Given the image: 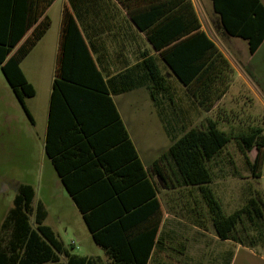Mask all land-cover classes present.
Here are the masks:
<instances>
[{
	"label": "trees",
	"instance_id": "obj_1",
	"mask_svg": "<svg viewBox=\"0 0 264 264\" xmlns=\"http://www.w3.org/2000/svg\"><path fill=\"white\" fill-rule=\"evenodd\" d=\"M54 1L0 0V68L32 122L26 99L36 95V88L21 63L51 27L47 10ZM118 1L160 54L143 51L136 64L110 74L100 66L95 41L86 33V25L99 21L91 12L93 4L69 0L62 13L45 142L47 156L107 261L71 252L45 223L44 203L34 204L35 188L21 183L0 226V264H152L169 247L161 227L160 193L175 187L187 191L185 205L195 225H202L196 190L218 237L248 247L264 242V190L248 193L244 203L228 213L213 188L216 169L229 163L237 170L234 160L227 157L232 139L251 174L263 176L264 126L248 123L234 134L221 127L227 119L220 109L215 117L206 116L197 124L182 120L181 133H168L171 145L151 163V171L161 181L158 185L143 166L113 99L143 87L157 105L160 97L169 99L180 116L162 59L165 69L174 72L199 108L208 112L227 91L233 67L201 29L191 0ZM211 2L224 32L247 41L254 54L264 42L263 0ZM110 122L121 127L124 144L134 152V173L127 181L119 180L124 169L117 168L109 137L100 132ZM253 149L254 160L248 154Z\"/></svg>",
	"mask_w": 264,
	"mask_h": 264
},
{
	"label": "rangeland",
	"instance_id": "obj_2",
	"mask_svg": "<svg viewBox=\"0 0 264 264\" xmlns=\"http://www.w3.org/2000/svg\"><path fill=\"white\" fill-rule=\"evenodd\" d=\"M196 4L206 29L217 39L212 32L216 26L211 0H196ZM62 6L63 0H58L51 10L52 32L59 30ZM237 40V50L231 57L246 81L239 78L232 92L220 100L212 111H195L181 85L171 82L175 106H184L186 117L194 118L199 123L205 121L206 116L215 117L219 109L223 110L227 121L221 127L232 130L234 134L241 125L248 123L264 126V42L255 54H251L247 42L241 38ZM23 67L28 76L36 81L38 68L34 66L33 57H28ZM37 85L38 95L26 100L36 117L33 123L0 70V226L13 206L19 185L28 183L35 188L34 204L41 200L48 211L45 223L55 230L71 252L101 256L107 261L103 248L93 240L79 209L45 155V121L41 118L40 110L43 100L47 99V92L38 80ZM116 101L124 117L130 121L134 142L147 163L169 148V134L174 136L181 133L177 122L179 114L165 97H160L157 105L147 89L140 88L117 96ZM227 152V157L234 160L237 170L233 171L234 166L229 163L216 169L213 188L229 213L244 203L248 193L264 190V174L261 177L251 174L234 139L227 145ZM248 154L254 160L256 149ZM193 194L199 200L201 227L189 219L185 189L175 187L161 191L163 210L167 215L163 229L169 247L161 251L152 264H264V242L248 247L218 237L200 194L196 190ZM241 236L250 242L245 232H241Z\"/></svg>",
	"mask_w": 264,
	"mask_h": 264
},
{
	"label": "crops",
	"instance_id": "obj_3",
	"mask_svg": "<svg viewBox=\"0 0 264 264\" xmlns=\"http://www.w3.org/2000/svg\"><path fill=\"white\" fill-rule=\"evenodd\" d=\"M57 1L58 0H55L54 3L47 10V14L50 17H51V10L54 7V5L57 3ZM79 1L81 2L83 1L85 4H93L91 12L92 14L94 13V16H96V18L99 19V21H97L94 26L86 25L88 28V30L86 29V33L88 34L87 35L88 37H91L95 41V44L97 47L96 52H98V54L100 55V60H101L100 66H102V68L104 67L106 71L110 72V74L112 75L117 74L118 72H121L125 70L126 68L131 67L134 64H136L141 59L140 56L143 51H148L150 54H158V55L160 54V51L156 50L153 47V45L150 43V41L147 39L145 33L140 31L138 27L135 25V23L128 17L125 9H123V7L121 6L118 0H79ZM191 1L193 2L195 11L199 17V20L201 23V29L204 30L208 38L211 39L216 44L219 51L223 53V55L227 58V60L229 61V63L231 64L234 70L233 80L231 81L225 94L222 96L221 98L222 100L223 98L227 97V95L232 92L234 84L239 81V78H242L244 81H246V78L244 77L243 72L237 68V66L235 65L231 57L233 56V53H235L237 50L236 43L238 42L237 40L238 37L230 36L224 32V30L220 26L219 18L214 11L213 13L215 15L214 22H215L216 30H212V32L214 33L217 39L211 36V34L209 33V30L206 29L205 24L203 23V21L201 20L199 16L196 0H191ZM202 1H206V0H199V2H202ZM65 5L69 6V0H63V6L61 10L60 19H59V30H54L52 32L51 27L53 24V19L51 17V20H52L51 27L45 33V35L40 39L37 45L32 49L29 55L21 63V67L27 79L36 88L35 96H37L39 93V87L37 85V80L39 83H41V86H44L45 91L47 92V99L45 98L42 102L40 115H41V118H43L45 121L44 152H45L46 157L50 160L54 169L55 167L51 159L46 154L45 142H46V136H47L48 122H49L50 96H51L52 82L54 79L55 69L57 66L58 57L60 53L61 22H62L63 8ZM83 10H86V9L83 8ZM212 10H213V5H212ZM209 24L211 28H213V24L210 20H209ZM96 54H94L95 57H96ZM28 57H33L34 66L38 68V70L36 69V75H35L36 81L35 79L28 76L27 72L25 71L23 67V62ZM160 61H161V67L165 70V72H167V76L173 82H176L181 85L182 91L184 92L186 98L190 101L192 108L195 111L199 110L200 108L197 102H194L195 97L193 96V94H191L190 91L189 92L187 91V87L181 83V81L179 80L177 75H175L174 72L165 69L164 60L160 59ZM137 89H140V88H137ZM129 92H126L120 95H124ZM120 95L113 96V99L116 104L117 110L120 114V117L125 125L126 130L129 133L133 146L136 147L137 152L139 153L143 166L145 167V169L148 170L149 176H151L152 179L157 180L158 185H159L161 181L158 179L156 175L153 174V172L150 169L151 163L158 156L151 159V161L147 163L144 161V159L140 155V152L138 151V148L133 139V134L131 131V126H130L131 123L130 121H128L127 118L124 117V114L122 113L116 101V97ZM217 106H215V108ZM181 107L176 108V110L178 109V111L180 112L179 119L177 120L180 127L183 121L184 123H187V125L190 123L197 124L196 119L193 118L192 120L191 118H188V117L185 118L186 116V112L184 110L185 108L184 106L182 107L183 109ZM29 110L34 119L33 123H35L36 117L32 109L30 108ZM203 112L207 113V111H203ZM187 113L189 114L188 111ZM161 119L164 124L165 120L162 116H161ZM100 130H101L100 132H104V133L106 132L107 137H109V140L111 142L110 144L112 146L111 149L113 150V153H114L113 156L115 157V162L118 164L117 168L124 169V172H122L123 177H119V180L123 178L124 180L127 181V179H130L133 177V173H134V157H133L134 152L132 148L127 146V144H124V138H123L121 127L117 125L115 122L113 123L110 122V123L104 124L100 128ZM57 176L62 186L65 188L66 192L69 194L65 185L61 181V178L59 177L58 173H57ZM162 191H165V189H163ZM160 196H161V193H160ZM75 205L77 206L76 203ZM162 208H163V204H162ZM166 217H167L166 212L163 210V217L161 221L162 229L165 226Z\"/></svg>",
	"mask_w": 264,
	"mask_h": 264
}]
</instances>
